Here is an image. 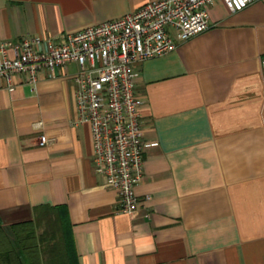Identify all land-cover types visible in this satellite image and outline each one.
<instances>
[{"label":"crops","instance_id":"obj_1","mask_svg":"<svg viewBox=\"0 0 264 264\" xmlns=\"http://www.w3.org/2000/svg\"><path fill=\"white\" fill-rule=\"evenodd\" d=\"M149 1L0 0V44L60 40ZM208 14L209 30L135 67L147 147L132 216L94 171L89 125L74 124L77 66L35 85L0 77L6 228L30 220L42 236L66 215L68 264H264V1Z\"/></svg>","mask_w":264,"mask_h":264},{"label":"built area","instance_id":"obj_2","mask_svg":"<svg viewBox=\"0 0 264 264\" xmlns=\"http://www.w3.org/2000/svg\"><path fill=\"white\" fill-rule=\"evenodd\" d=\"M216 1L152 0L60 40L24 36L0 44V77L7 82L12 75L23 74L35 85L45 71L70 63L77 66L73 82L79 118L74 124L89 125L94 171L116 193L120 212L126 215L132 216L138 207L135 188L143 175L147 147L142 141L135 67L209 30L208 9ZM222 1L231 12H239L264 0ZM261 73L264 77V56ZM46 142L42 136L40 145Z\"/></svg>","mask_w":264,"mask_h":264},{"label":"trees","instance_id":"obj_3","mask_svg":"<svg viewBox=\"0 0 264 264\" xmlns=\"http://www.w3.org/2000/svg\"><path fill=\"white\" fill-rule=\"evenodd\" d=\"M56 219L58 229H51L42 236L37 234L32 221L14 223L6 228L0 220V264H46L43 262L44 244L53 264H68L74 246L66 215ZM65 222V223H64Z\"/></svg>","mask_w":264,"mask_h":264}]
</instances>
